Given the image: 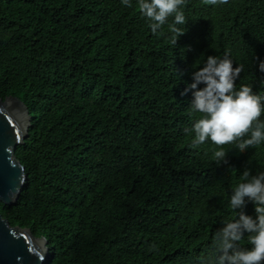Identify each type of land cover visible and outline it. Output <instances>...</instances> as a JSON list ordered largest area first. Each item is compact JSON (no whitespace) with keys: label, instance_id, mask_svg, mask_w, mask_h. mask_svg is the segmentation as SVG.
<instances>
[{"label":"trees","instance_id":"obj_1","mask_svg":"<svg viewBox=\"0 0 264 264\" xmlns=\"http://www.w3.org/2000/svg\"><path fill=\"white\" fill-rule=\"evenodd\" d=\"M196 1L185 0V15ZM240 3L236 20L264 17V0ZM149 23L136 0H0V98L19 99L31 116L15 152L26 184L0 215L45 238L46 264H205L217 228L237 218L234 185L245 170L264 172V145L244 155L224 148L225 162L208 141L197 153L189 140H168V154L163 136L124 130L122 109L142 113L141 135L161 109L189 113L192 70L229 45L221 29L216 42L185 24L173 44L167 25L153 35ZM255 51L234 65L243 66L236 88L257 94L264 42ZM183 145L188 157L177 155Z\"/></svg>","mask_w":264,"mask_h":264},{"label":"clouds","instance_id":"obj_2","mask_svg":"<svg viewBox=\"0 0 264 264\" xmlns=\"http://www.w3.org/2000/svg\"><path fill=\"white\" fill-rule=\"evenodd\" d=\"M120 2L124 7H133V0ZM136 2L142 17L150 22L153 35H158L167 25L173 34L172 43L176 44L184 34L185 24L199 34L214 36L216 42V32L221 29V37L229 45L219 46L225 49L216 50L221 53L218 57L209 56L202 68L192 70L193 82L182 93H192L189 113L174 114L170 109H161L157 111L155 128L141 135L139 133L146 123L145 118L139 116L142 113L122 109L126 119L124 130L149 142L148 136L152 133L163 136L160 140L163 147L169 145L168 140L181 139L189 140L197 151L200 145L208 141L209 150L219 147L214 152L217 160L225 162L227 153L224 148L235 147L244 155L256 148L254 146L264 145V91L254 94L248 86L237 89L236 81L243 66L234 65L235 57L240 59L253 48L256 49L255 53L260 51L264 42V17L257 18L253 23L236 20L240 0H197L199 6L194 13L187 15L185 9L182 10L185 0ZM254 38L257 39L256 46L253 45ZM170 49L165 47L159 53L168 54ZM258 70L264 73V60H259ZM260 89L264 90V85ZM194 113L201 114L202 118H196ZM161 119L169 126L163 133L156 130V124ZM174 148L164 147L168 154ZM191 149L183 145L179 147L177 155L188 157ZM241 181L234 185V190L232 186L229 200V206L237 218L217 228L212 243L213 254L205 264H264V172L252 175L245 170ZM249 244L251 247H248Z\"/></svg>","mask_w":264,"mask_h":264},{"label":"water","instance_id":"obj_3","mask_svg":"<svg viewBox=\"0 0 264 264\" xmlns=\"http://www.w3.org/2000/svg\"><path fill=\"white\" fill-rule=\"evenodd\" d=\"M31 116L15 97L0 98V203L14 205L25 187V168L16 159V148L24 144L31 127ZM45 238L29 229L12 227L0 215V264H46Z\"/></svg>","mask_w":264,"mask_h":264}]
</instances>
